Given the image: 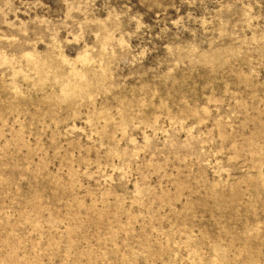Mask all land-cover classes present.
Returning <instances> with one entry per match:
<instances>
[{
  "label": "rangeland",
  "instance_id": "rangeland-1",
  "mask_svg": "<svg viewBox=\"0 0 264 264\" xmlns=\"http://www.w3.org/2000/svg\"><path fill=\"white\" fill-rule=\"evenodd\" d=\"M0 264H264V0H0Z\"/></svg>",
  "mask_w": 264,
  "mask_h": 264
}]
</instances>
